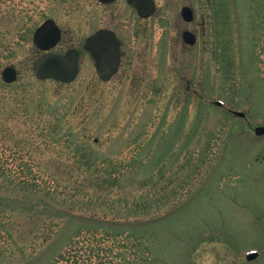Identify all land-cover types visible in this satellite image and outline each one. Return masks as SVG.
<instances>
[{
    "label": "rangeland",
    "instance_id": "rangeland-1",
    "mask_svg": "<svg viewBox=\"0 0 264 264\" xmlns=\"http://www.w3.org/2000/svg\"><path fill=\"white\" fill-rule=\"evenodd\" d=\"M86 1L54 51L83 52L98 26L119 28L133 60L107 83L83 53L74 82L38 80L36 8L66 2L0 0V264H264V0H200L212 66L191 56L184 82L178 3L158 0L166 40L163 9L135 39L128 17ZM208 89L212 103L196 98Z\"/></svg>",
    "mask_w": 264,
    "mask_h": 264
},
{
    "label": "flooded vegetation",
    "instance_id": "flooded-vegetation-1",
    "mask_svg": "<svg viewBox=\"0 0 264 264\" xmlns=\"http://www.w3.org/2000/svg\"><path fill=\"white\" fill-rule=\"evenodd\" d=\"M64 1L66 3H46L44 7H39V5H40L39 4L36 8L37 14H38V20L40 21V23L34 29L33 39H34V35L38 31H40L43 26H45L47 24H49V25H48V27H46V29L44 30L45 32L43 33V35H44L43 37L45 40L41 44L43 46H48L51 43V41H53L55 38L59 37V41L55 44L54 48L49 50L48 52L65 54L68 51V50H66L64 53L54 51L55 48L62 42L63 37L66 33L64 22L68 17H70L73 14V10H74L73 7L74 6H79V5L81 6V5H85V3H87L86 0H78L79 3H71L72 0H64ZM95 1L100 7L108 8V9H106L107 11L117 12L118 16L122 20H124V19H126V17H128L129 21L133 22V23H131L132 25L130 26V34H134V36L137 34L135 39H139L145 33L148 34V31L150 30V27L152 26L151 22L154 19H157L158 13L161 11V9H163L165 12L161 16L160 20H161V24H162V30L164 32L163 33L164 38H166V40H167L169 16L167 14L166 7H169V6L163 7V6L158 5V3H159L158 0H132V1H129V0H95ZM199 2H200V0H173V1L169 0V1H166V3H178L177 6H174L176 9H174L173 13L176 14L174 17H175L176 23L178 24L176 26L177 31L175 34L179 37V39H181V45L180 46H181V48H183L182 53L179 54L178 55L179 57L177 58L178 60H181V62H182L180 64V67L179 66L178 67H179V71H180V75H181V81H183V82L185 79L184 75H185V73H188L189 68L193 62H194L193 63L194 66H195L196 62H199V64H201V61H202L203 66H206L207 64L209 66L210 65L212 66V57L210 58L208 54L204 55L202 52L204 49H207V47L205 46L204 49H201L202 45H204V44L205 45L207 44V46H208L207 40H211L212 31H208L207 17L209 15V13L211 12L212 7H211V3H205L209 8L208 13L206 14L202 10L203 7L201 6V3H199ZM129 3H147V4H151V5L153 4V8L151 9V7H148V13H149L148 15L149 16L143 17L140 15V12L135 7H132ZM56 7L58 8L57 10H56ZM111 8H113V9H111ZM76 9H78V8H76ZM52 24L56 25V27L58 28V33H57L56 27H54ZM137 25H139V28L137 27ZM104 29L112 31L116 35V37L119 41V44H120V67H119L118 73L116 74V75H118L119 72L121 71L122 67L124 66V63L127 60H129V61L133 60V59L129 58L130 53L128 54L124 50L125 49V41H124V37H122L123 33L121 32V30L119 28H112L109 26H98L94 31L87 34L84 37L85 43L83 44V52L80 51V58H81L82 53H83V54H85V56L89 59L90 63L92 64V62H91V60L87 54V51L85 49L86 41L88 40L89 37H91L92 35H94L98 31H101ZM187 34H189V36ZM189 42H191V43H189ZM179 43H180V41H179ZM36 48H38V47H36ZM38 49L41 53L40 56H42L44 53L47 52V51L40 50V48H38ZM72 49H77V48H72ZM188 49H190V50H188ZM163 51H164V56H165L164 60H166L167 55H168V43L166 41H164ZM201 55H202V59H201ZM138 56H139V58H141V57H143V54L139 53ZM191 56H192L193 62L191 60ZM205 58L208 59V61L210 63H206ZM185 59H188L189 63H190L189 66L186 65V67H188L187 70H184ZM203 59H205V60L203 61ZM137 60H138L137 57H135L134 61L137 62ZM203 62H204V64H203ZM165 66H167V63H165ZM7 67H13L16 69V67H14V66H7ZM7 67H5V68H7ZM209 69L210 68H208V70ZM16 71H17V69H16ZM184 71H185V73H184ZM205 72H207V70H205ZM194 73H195V71L193 72V74ZM207 77H209V75L205 74V78H207ZM191 89H192V84H191V81L188 80V86L186 87V93L189 94L191 92ZM204 92H205L204 95L196 96V98L197 99H203V101H204V99H206L204 102H207V100H208L209 102L212 103V92H210V89H208V91H204Z\"/></svg>",
    "mask_w": 264,
    "mask_h": 264
},
{
    "label": "water",
    "instance_id": "water-1",
    "mask_svg": "<svg viewBox=\"0 0 264 264\" xmlns=\"http://www.w3.org/2000/svg\"><path fill=\"white\" fill-rule=\"evenodd\" d=\"M130 5L136 7L141 16H149L148 7H151V9L153 8V4L147 3H130ZM44 32L40 34V37L37 33L35 37L36 44L44 42ZM58 41L59 37L51 41L48 46H42V48L49 49ZM119 48L120 46L116 36L107 30L98 32L88 40L86 51L91 56L99 76L105 81L109 80L118 70L120 63ZM34 72L38 79L52 78L60 82H72L79 72L78 52L69 51L66 55L46 54L36 62ZM4 80L7 82L16 80L14 69L7 68L4 71ZM216 104L220 105L221 103ZM235 114L244 117V113L237 112ZM255 133L257 136H264V127L256 128ZM257 256V253H253L248 256V259H254Z\"/></svg>",
    "mask_w": 264,
    "mask_h": 264
},
{
    "label": "trees",
    "instance_id": "trees-1",
    "mask_svg": "<svg viewBox=\"0 0 264 264\" xmlns=\"http://www.w3.org/2000/svg\"><path fill=\"white\" fill-rule=\"evenodd\" d=\"M57 128V127H56ZM55 134V133H53ZM56 136V134H55ZM23 141V140H22ZM25 168V169H24ZM24 168L23 171L25 173V176L29 177L30 174H31V168L32 166L29 165L28 163L24 164ZM32 180H30L29 182H32ZM15 209V208H14ZM70 211V210H69ZM69 211H64V214L66 215L67 213L70 214L71 216V219L73 220H79V221H84V219L87 217V222H90V223H93V224H97V225H109L108 223H105L103 220L97 218V217H89L88 215H78L77 213H69ZM79 217H77V216ZM148 219V218H147ZM142 220H146V219H138V218H135V220H133V222H131L132 224L134 225H138V224H142ZM128 223V222H127ZM111 224H114V226H117V227H123L125 226L126 224H122L121 222L119 221H116V222H112Z\"/></svg>",
    "mask_w": 264,
    "mask_h": 264
}]
</instances>
